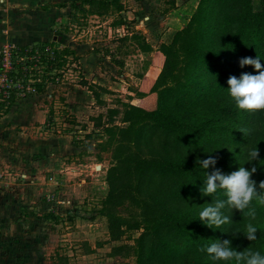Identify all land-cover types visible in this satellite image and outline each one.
<instances>
[{
    "label": "trees",
    "instance_id": "trees-1",
    "mask_svg": "<svg viewBox=\"0 0 264 264\" xmlns=\"http://www.w3.org/2000/svg\"><path fill=\"white\" fill-rule=\"evenodd\" d=\"M78 1L87 5L89 13L99 16L112 8H123L119 0ZM169 1L174 5V0ZM258 2L259 9H255L254 0H199L185 27L170 43L160 45L150 62L160 69L155 79L148 80L156 107L109 108L105 121L102 115L95 118V126L116 142L115 162L106 173L108 191L98 214L105 218L111 241L120 240L131 230H142L135 245L124 243L113 248L115 259L133 254L137 264H214L202 249L218 238H230L237 250L264 251V204L255 200L252 204L260 229L253 242L238 232L248 220L244 213L227 212L233 220L221 226L222 232L197 218L211 202V196L201 195L206 177L196 163L198 157L215 156V167L227 174L236 170L247 151L257 144V160L244 166L256 165L253 178L264 180V111L239 110L226 88L230 75L258 71L251 65L240 67L241 57H264V0ZM68 7L72 10L70 19L75 21V1ZM129 39L136 41L142 52L153 50L140 34L127 33L120 38ZM54 43L39 41L11 49V68L7 70V82L11 83L0 89V114L7 113L17 99V80L25 88L42 91L48 82L62 78L71 62L78 63L75 50L56 48ZM261 64L264 66V58ZM4 69L0 58V72ZM30 77L33 82H29ZM79 83L91 92L95 102L104 103L99 91L105 88L83 78ZM120 112L125 125L115 124ZM225 146L235 149L229 151ZM224 198L222 190L213 194V199ZM125 203L138 208L139 215H123L119 208ZM43 218L56 221L51 212Z\"/></svg>",
    "mask_w": 264,
    "mask_h": 264
},
{
    "label": "rangeland",
    "instance_id": "rangeland-1",
    "mask_svg": "<svg viewBox=\"0 0 264 264\" xmlns=\"http://www.w3.org/2000/svg\"><path fill=\"white\" fill-rule=\"evenodd\" d=\"M74 1L77 19L72 21L67 6ZM5 2L0 0V7L6 8ZM119 2L121 11L112 8L102 16L89 13L78 0L15 7L13 22L17 14L35 10L43 15L55 7V15L47 16L46 42L69 46L79 61L71 62L63 77L42 91L18 81L17 99L0 114V264H137L135 255L117 260L112 250L119 244L135 245L142 230L111 241L105 218L97 211L108 191L106 173L115 162L116 142L94 122L98 115L105 121L109 108L156 107L148 80L160 69L150 62L157 48L185 27L199 0H174V5L169 0ZM254 7L259 9L258 0ZM127 33L140 34L153 50L145 53L133 39L120 40ZM11 46L18 45L5 41L0 51ZM0 58L5 66L2 88L11 60L4 51ZM82 78L105 88L99 91L104 103L95 102L79 83ZM121 116H115V124L125 125ZM119 209L125 216L141 212L128 203ZM47 212L56 221L44 219Z\"/></svg>",
    "mask_w": 264,
    "mask_h": 264
},
{
    "label": "clouds",
    "instance_id": "clouds-1",
    "mask_svg": "<svg viewBox=\"0 0 264 264\" xmlns=\"http://www.w3.org/2000/svg\"><path fill=\"white\" fill-rule=\"evenodd\" d=\"M262 58L264 57L259 55L254 58L241 57L239 59L240 67L251 65L258 71L255 74L242 72L239 77L230 75L227 79L228 94L239 110L264 111V66L261 64ZM241 131L243 132V130ZM234 149H229V151ZM258 156L259 149L256 144L247 151L244 162L242 164L239 162L240 166L227 174L215 167L217 163L215 156L209 155L204 159L197 158L196 163L205 171L206 177L203 180V187L200 189L201 195L211 196V202L198 212L197 218L202 224L211 229L220 230L222 225L233 220V215L230 216L227 212L239 211V213H244L248 220L238 232H242L249 241L253 242L258 239L256 234L257 230L260 229L255 222L257 213L252 204L254 200L264 204V180L257 182L253 178V173L257 171L256 165L250 168L244 166L245 162L257 160ZM210 166L212 170L209 172ZM218 190L223 191L224 199H213V194ZM202 250L207 252L208 258L214 264H219V262L264 264V251L250 248L237 250L233 247L230 238L223 240L218 238Z\"/></svg>",
    "mask_w": 264,
    "mask_h": 264
},
{
    "label": "crops",
    "instance_id": "crops-1",
    "mask_svg": "<svg viewBox=\"0 0 264 264\" xmlns=\"http://www.w3.org/2000/svg\"><path fill=\"white\" fill-rule=\"evenodd\" d=\"M5 1L7 2L6 8L0 7V46L5 41L12 45L23 46L47 40L48 32L45 30L49 18L47 16H50V13H56L54 12L55 7H52V10H44L43 15L41 11L35 10L33 12L17 14L19 17L13 22L12 19L16 16V6H20L19 10H23L24 7L36 4L40 0ZM52 15L54 16L55 14Z\"/></svg>",
    "mask_w": 264,
    "mask_h": 264
},
{
    "label": "built area",
    "instance_id": "built-area-1",
    "mask_svg": "<svg viewBox=\"0 0 264 264\" xmlns=\"http://www.w3.org/2000/svg\"><path fill=\"white\" fill-rule=\"evenodd\" d=\"M13 48H15V46H11V48L9 47V48H7V49H3V51H4V55L7 53L8 54V56H9V59H10V53H11V49H13ZM5 65V64H4ZM8 69H10V68H8ZM7 74V73H6ZM3 78H5V80H4V83H5V86H3L2 88H0V89H3V88H5V87H7L8 86V83H9V81L7 82V76H5V77H3ZM19 80H17V82H18ZM11 82V81H10ZM16 82V83H17ZM3 93H5V91H3Z\"/></svg>",
    "mask_w": 264,
    "mask_h": 264
}]
</instances>
